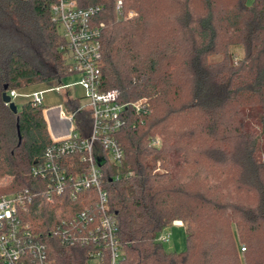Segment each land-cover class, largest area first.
<instances>
[{"label": "trees", "instance_id": "obj_1", "mask_svg": "<svg viewBox=\"0 0 264 264\" xmlns=\"http://www.w3.org/2000/svg\"><path fill=\"white\" fill-rule=\"evenodd\" d=\"M74 1L102 9L101 92L149 99L117 135L122 164L104 166L119 264H264V0ZM54 2L0 0V179L12 178L0 197L46 186L30 172L53 146L47 107L28 101L14 114L3 94L73 74ZM63 105L87 137L91 112L77 98ZM84 205L37 197L25 217L52 264L87 263L88 249L52 234ZM175 221L186 230L180 253L157 241Z\"/></svg>", "mask_w": 264, "mask_h": 264}, {"label": "built area", "instance_id": "obj_2", "mask_svg": "<svg viewBox=\"0 0 264 264\" xmlns=\"http://www.w3.org/2000/svg\"><path fill=\"white\" fill-rule=\"evenodd\" d=\"M101 11L100 7L82 9L74 0H55L52 4V18L65 39L63 50L70 71L81 76L78 85L88 101L79 110L91 112L92 124L89 135L82 137L71 126L75 114L64 118L59 111V119L70 124L71 133L64 127L65 135L53 139L45 159L30 172L46 186L0 197V257L4 264H52L40 235L25 219L37 197L49 204L61 198L85 204L81 211L58 223L52 234L65 246L88 249L86 264H119L123 259L117 220L108 207L104 166L122 164L124 151L117 135L127 125L131 111L146 113L149 99L122 102L116 90L101 92L103 24L97 22ZM115 13L120 19L124 17L121 1L116 3ZM134 15L131 11L127 17ZM53 89L33 93L29 101L43 104V94ZM150 145L158 147L160 141L153 139ZM172 226L184 225L175 221ZM170 228L159 235V243H169Z\"/></svg>", "mask_w": 264, "mask_h": 264}, {"label": "rangeland", "instance_id": "obj_3", "mask_svg": "<svg viewBox=\"0 0 264 264\" xmlns=\"http://www.w3.org/2000/svg\"><path fill=\"white\" fill-rule=\"evenodd\" d=\"M81 80V76L78 74H72L63 79V81L58 85V87L54 88L53 91L48 92L45 96H43V104L46 107H50L54 105V103L59 102L60 99L64 98L65 96H69L70 98H80L81 106H87L88 101L84 99L83 91L81 87L78 85ZM41 87L33 86L27 89L21 90L20 92H15L12 95V101L16 103L18 108L22 106V100L27 102L28 100H32L33 93L40 90ZM60 107V115L64 118H69L70 113L64 106ZM75 123H72V128L75 126ZM67 130L71 133L70 124L67 123ZM48 130L51 134V130L48 124ZM12 182L11 177H4L0 179V187H6ZM170 232V241L169 243H164L163 247L168 252H184L187 249V237H186V230L184 227L180 226H172L169 229Z\"/></svg>", "mask_w": 264, "mask_h": 264}, {"label": "crops", "instance_id": "obj_4", "mask_svg": "<svg viewBox=\"0 0 264 264\" xmlns=\"http://www.w3.org/2000/svg\"><path fill=\"white\" fill-rule=\"evenodd\" d=\"M37 86L41 87V89L38 90L37 92L45 91V90L48 89V87L45 86V85H37ZM47 93L48 92L44 93L43 96H45ZM82 96L84 97V92H83V95ZM77 99H80V98L77 97ZM22 103L24 104L25 101L22 100ZM60 105L64 106L63 105V98L60 99L59 102L54 103V105H52L50 107L48 106L47 109H49V110L47 112H45V117L47 119V123L49 124L50 130H51V137H52V139L57 138V137H62L66 133L62 129L64 127H66L67 123L64 122V121H61L59 119V111H60L59 110V106ZM182 227H184V226H182Z\"/></svg>", "mask_w": 264, "mask_h": 264}, {"label": "water", "instance_id": "obj_5", "mask_svg": "<svg viewBox=\"0 0 264 264\" xmlns=\"http://www.w3.org/2000/svg\"><path fill=\"white\" fill-rule=\"evenodd\" d=\"M3 102L9 106L10 110L12 111V113L17 114L18 113V106L16 105L15 102L12 101V96L7 94V92H5L3 94Z\"/></svg>", "mask_w": 264, "mask_h": 264}]
</instances>
